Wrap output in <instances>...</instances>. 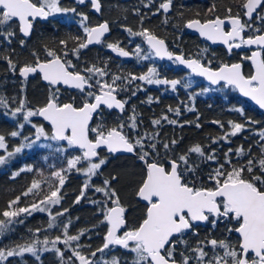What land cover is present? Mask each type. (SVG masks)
<instances>
[{"label": "snow or ice", "instance_id": "obj_1", "mask_svg": "<svg viewBox=\"0 0 264 264\" xmlns=\"http://www.w3.org/2000/svg\"><path fill=\"white\" fill-rule=\"evenodd\" d=\"M154 2L147 0L143 6L151 8ZM74 3H90L96 13L102 12L101 0H74ZM173 6V0H161L152 15L165 14L162 23L168 24L167 14ZM133 12L139 17V30L132 27L124 30L129 37H141L147 49L136 44L127 50L116 42L106 45L111 52L119 57H134L137 62L167 59L209 85L200 92L190 93L189 103L181 101L175 108L169 105L166 112L151 119L152 130L143 132L140 131L143 121L139 120L135 106L127 120L123 119L131 97L144 91L145 85H164L176 92L178 86L191 88V82L162 77L155 64L139 74L111 73L107 62L81 66L78 62L82 51L103 43L109 33L107 20L92 25L88 14L77 7H65L62 0H0V41L11 48V53L0 55V60L9 72L19 76L21 93L30 76L38 74L47 85L45 98L38 106L32 105L26 95L19 100L0 96V106L8 109L6 114L16 122V130L7 136L21 137L23 141L9 151L6 135L0 134V150L5 153L0 155V165L41 140L62 145L56 149L59 153H75L66 158V168L53 171L49 179H33L20 196L11 199L7 208L0 211L3 217L0 241L13 230V223H23L18 217L35 212L49 216L47 228L29 229L28 240L0 246V264H12L11 258L16 257L21 258L19 264H28L26 255L43 264L41 256L49 252L54 254L57 264H264V128L253 133L258 139L247 147H229L222 156L218 148L212 147L221 141L230 143L231 137L259 121L247 117L244 107L233 105L229 110L239 114L243 122L229 120L225 130L223 122L213 120L211 123L223 132L209 136L208 145L195 143L178 150L182 137L166 138L160 134L164 124L201 128L199 115L195 121L178 118L184 112H196L193 103L196 96L209 92L230 89L264 110V0H228L220 7L212 3L206 10H198L184 19V28L194 30L213 45H223L228 56L234 50H247L237 62L219 60L214 54L209 58L207 47L194 55L176 54L169 50L164 38L143 26L145 16L139 8ZM178 15L184 18V12ZM72 17L78 18L83 36L60 39L55 46L45 44L43 56L33 50L30 60L14 58L13 43L26 48L38 21L47 24L50 18H60L76 23ZM125 92L130 93L128 98L121 97ZM158 102V98L147 97L148 104ZM113 110L119 116L108 123L105 111L111 114ZM26 125L34 130L31 136L23 135ZM118 154L133 157L127 173L128 187L140 211L131 219L130 202L117 187L121 174L105 175L104 171ZM201 164L208 166L206 173ZM33 171L31 166L20 167L12 173V178ZM72 171L83 177L74 204L87 201L93 205L96 219V223L74 234L69 231L73 225L71 218L57 223L58 217H64L68 209L55 213L51 210L62 203V189ZM97 178H102L99 183ZM43 184L48 186L43 197L21 207V198L40 196ZM89 193L98 198H90ZM202 224H211L213 229L222 226L223 232L220 236L210 234L200 239L198 227ZM101 226L104 231L98 246L82 243V238L90 241L91 234L100 236L96 229ZM54 228H61L60 234L40 238L41 232ZM189 237L195 239L190 241ZM117 250L119 255L114 254Z\"/></svg>", "mask_w": 264, "mask_h": 264}, {"label": "trees", "instance_id": "obj_2", "mask_svg": "<svg viewBox=\"0 0 264 264\" xmlns=\"http://www.w3.org/2000/svg\"><path fill=\"white\" fill-rule=\"evenodd\" d=\"M68 7H77V10L88 14L89 23L94 25L100 20H107L109 22L110 31L105 36L104 41L100 45H91L87 49L82 51L81 60L78 62L81 66L84 64L96 63L97 65H103L107 62L108 68L111 73H134L139 74L146 71L148 66L152 63L158 66L161 72V76L165 77L168 72H174L175 69L178 70L177 66L173 65L170 61H159L156 58L151 61L137 62L135 58L130 61H124L115 57L110 51L107 50L106 45L108 43L119 42L121 47L127 50H132L136 44H140L142 47L147 49L141 37H129L127 32L124 30L125 27H132L134 30H139L140 20L137 17L133 9L139 8L141 14L145 16L143 26L155 32L161 38H164L168 47L173 52L181 53L183 52L185 56L194 55L199 49L207 47L209 49L208 57L212 58L213 54L219 60H224L227 62L238 61L241 54H246L245 49L240 51L234 50L232 56L226 54V50L221 47H213L208 45L205 41H202L197 35L189 32L183 27L184 19L194 16L195 12L198 10H206L208 6L212 3H216L218 7L223 6L228 3V0H173V10L167 14L169 17V23L164 24L162 21L165 18V14L158 13L152 15L155 12L156 7H158L161 0H155L151 8H145L144 3L147 0H101L102 12L100 16H96L91 13L89 5H76L74 0H64ZM184 12V18L182 19L178 13ZM58 20L60 22H58ZM73 21H77L76 17L71 18ZM173 25H176L174 27ZM83 36L82 30L78 27V21L76 23L70 22L69 20H63L60 18L52 19L45 24L44 22H37L35 30L32 37L28 42V49L36 50L43 56V46L45 44L49 46H55L60 39H69L73 36ZM33 38V39H32ZM72 41L70 40L69 46L71 47ZM3 46H0V49ZM24 50L16 47L15 54L19 55ZM32 51L28 50L31 57ZM30 60V59H29ZM74 63L77 62L73 58ZM170 63L172 66L169 70H166V64ZM215 63V61H214ZM172 70V71H171ZM245 70L247 71V65H245ZM179 71V70H178ZM182 72H187L182 70ZM188 73V72H187ZM196 80L197 85L191 88L185 89L182 86H178L176 92H173L168 86H156V85H145V90L137 93L136 96L131 97L129 104L127 105V111L123 114V119L127 120V117L131 115L132 106H135L136 113L138 114L139 120L143 123L140 126V131L152 130L150 121L152 118L159 117L162 113L167 111V107L170 105L175 108L181 101L189 103L188 97L190 93L200 92L204 87L209 85L198 77L191 76ZM139 82H137L138 84ZM215 87V86H213ZM7 88V87H5ZM21 87H17L13 94H18ZM9 94L12 92L9 90ZM27 99L31 101L32 105L38 106L41 103L47 93V85L40 81L39 76L36 81L31 85L27 86L24 91ZM75 94V92H73ZM130 93H121L122 98H128ZM152 96L154 99L158 98V103L148 104L146 103L147 97ZM239 102V103H238ZM194 106L196 112H184L182 116L178 119L180 121L191 120L195 121L197 115H199V123L202 125L201 128H196L194 125H185L183 128L179 126L167 125L160 129V134L162 137L166 138H181L178 150H184L188 146L195 143H202L208 145L210 143L209 136H219L222 134L223 130L219 128L218 125L211 123L213 120H219L225 124V130L227 129V122L229 120H234L238 122H243V118L229 109L235 105L239 107H244L245 115L253 120L259 121L258 124L251 126L250 129L238 134L235 137H231V142L227 143L221 141L219 145H212L213 148H218L219 154L222 156L224 151H227L229 147L235 149L239 145L248 146L252 143L254 139L253 133L261 128H264V111L260 110L253 104L249 103L245 98L240 97L238 93L232 92L230 89H225L224 92H209L203 95L196 96L194 100ZM8 110L3 106H0V134H5L8 145L10 147L16 146V141L20 139V143L23 142L21 137L12 138L7 136V134L13 130H16V122L9 117L6 113ZM171 118H176L171 116ZM119 116L118 113L114 111L109 114L105 111L106 121L108 123L113 122ZM34 130L30 125H26L23 130V135L31 136ZM39 145H51V147H40ZM62 145L57 144L55 141L41 140L37 145H34L31 149H25L22 153L16 154L12 157L8 163L0 167V211L5 210L4 204L8 205L11 199L16 196H20L23 191L30 186L33 179H49L53 171L59 170L61 168H66V158L72 153H59L56 151L57 147ZM255 151V148L253 149ZM133 163V157L131 155H120L117 158H113L110 163L105 168V175L108 172L120 173L121 182L117 187L122 190V195L125 200L130 202L129 215L130 219L134 218L139 214L140 207L137 201L132 197L131 190L127 186L130 177L127 173L130 171L129 165ZM31 166L33 172H23L20 176L12 178V173L19 170L20 167ZM110 169V170H109ZM201 169L206 173L208 166L201 164ZM42 174V175H41ZM102 178H97L99 181ZM83 182V177L79 176L75 171L68 173L64 188L62 193H64V199L60 205L55 206L52 211L55 212L56 209L67 208L68 212L64 217H58L57 221L60 224L61 221H67L68 218L73 220V225L70 227V233H75L81 228L90 227L92 224L96 223L95 219V207L89 204L87 201H81L80 204H74L75 197L79 194L80 186ZM16 188V190H15ZM15 191L17 192L15 195ZM48 191L47 184L42 185V191L40 196H29L22 197L20 206L30 205L33 201H38L43 197V194ZM90 198H98L92 193H89ZM2 209V210H1ZM79 217L77 220L76 218ZM3 218V217H0ZM23 220V223H13L11 232L7 234L5 238L0 241V246H11L15 243H23L31 237L29 229L35 230L37 228L45 229L47 228V223L49 221V216L47 213L35 212L31 216L22 215L18 217L17 220ZM209 224H204L198 227L200 233V239L205 236H220L222 232L214 234L207 230ZM61 228L49 229L47 233L41 232L40 238L43 239L44 235H48L50 238L55 235L60 234ZM74 230V231H73ZM100 232V236L91 234V240L87 238H82V243H91L92 247L95 248L101 242V237L103 234V226L96 229ZM194 237H189V240H194ZM114 254L119 255L117 250ZM12 264H19L16 258H11ZM28 264H36L34 258L25 257ZM43 264H57L56 258L53 253H44L41 256ZM39 264V263H38Z\"/></svg>", "mask_w": 264, "mask_h": 264}, {"label": "flooded vegetation", "instance_id": "obj_3", "mask_svg": "<svg viewBox=\"0 0 264 264\" xmlns=\"http://www.w3.org/2000/svg\"><path fill=\"white\" fill-rule=\"evenodd\" d=\"M0 46H3V48L0 49V55H9L11 53V48H9L7 45H5L2 41H0ZM16 47H19V46L14 42L13 45H12V48H16ZM217 47H221V46H217ZM221 48L225 49L224 47H221ZM23 50L24 51L21 54H19V55L15 54V57L14 58L15 59H18L20 61H24L26 59L27 60L31 59V57L29 55V52H28V50L32 51L31 48L28 49V47H26ZM179 71H182V69H179ZM38 76H39L38 74L36 76H30L29 79H28V82H27L26 87L29 86V85H31L32 83H34L36 81V79H37ZM40 81L43 84L46 85V83L43 82L41 79H40ZM9 83H14L16 86H18V88L21 87V82H20L19 76L18 75H13L11 72H9L8 69H7V66H6L5 62L2 61V60H0V86L3 87V88H5V86L9 85ZM114 112L117 113L116 111H114ZM118 156H120V155H118ZM1 166L2 165H0V167ZM0 181H3V179L2 180L0 179ZM15 190H16V188H15ZM16 193L17 192L15 191L14 195ZM3 207L6 208L7 205L4 204ZM203 225L204 224H202L201 227H199V228H203L202 227ZM207 230L208 231L210 230L209 232H212L214 234H218L220 232H223V227L222 226H218L216 229H213L212 228V225L209 224V226L207 227Z\"/></svg>", "mask_w": 264, "mask_h": 264}, {"label": "rangeland", "instance_id": "obj_4", "mask_svg": "<svg viewBox=\"0 0 264 264\" xmlns=\"http://www.w3.org/2000/svg\"><path fill=\"white\" fill-rule=\"evenodd\" d=\"M62 2H63V5L65 6V7H68L67 6V3L68 2H66V1H64V0H62ZM78 11H80V10H78ZM72 18H74V17H72ZM63 20H68V19H63ZM76 20L78 21V18L76 17ZM209 53V52H208ZM152 64H154V63H152ZM151 64V65H152ZM155 66H157L156 64H155ZM166 70H169L170 69V67L172 66L170 63H167L166 65ZM158 67V66H157ZM179 70V69H178ZM177 69H175L174 70V72H168V74L167 75H165V77L166 78H168V79H181V78H183V80H184V82H191V85L194 87L195 85H197V83H199V81L198 82H196V80L195 79H193L191 76H189L188 75V73L187 72H182V71H178ZM172 71V70H171ZM163 86V85H162ZM5 87H7V88H3V87H1L0 86V96H3V97H8L10 100H11V98L12 97H15L17 100H19L20 98H22L23 96H25V93H21V91L18 93V94H13L14 93V89L15 88H17L18 86H16L14 83H9V85H7V86H5ZM196 87V86H195ZM11 91L12 92V94H9L8 93V91ZM15 105H13V107H14ZM6 110H8V109H6ZM9 116V115H8ZM10 117V116H9ZM20 144V139L18 138V140L16 141V146H18ZM16 146H14V147H16ZM14 147H10L9 146V151H11V150H13L14 149ZM5 153L2 151V150H0V155H4ZM110 170V169H109ZM96 182L97 183H99V181L98 180H96ZM129 183V182H128ZM128 183H127V186H128ZM54 208V207H53ZM52 208V209H53ZM51 209V210H52ZM61 210V208H58V209H56V211L55 212H57V211H60ZM53 212V211H52ZM55 212H53V213H55ZM64 222H66V221H64ZM57 223H58V221H57ZM61 227H62V225H61ZM74 231V230H73ZM26 257V256H25ZM28 257V256H27ZM20 259L21 258H19V257H16V260H18V262H20ZM25 259V258H24ZM25 260H27V259H25ZM39 262H36V264H38Z\"/></svg>", "mask_w": 264, "mask_h": 264}, {"label": "water", "instance_id": "obj_5", "mask_svg": "<svg viewBox=\"0 0 264 264\" xmlns=\"http://www.w3.org/2000/svg\"><path fill=\"white\" fill-rule=\"evenodd\" d=\"M88 4H90V3H88ZM90 10H91V12L93 13V14H95V15H97V16H99L100 15V13H96L92 8H91V4H90ZM104 20H102V21H100V22H103ZM99 22V23H100ZM189 32H191V33H193V34H195V35H197L198 37H199V35H198V33H196L194 30H190V29H187ZM107 35V34H106ZM105 35V36H106ZM200 39H202L203 40V38H201V37H199ZM104 39V38H103ZM207 42V41H206ZM208 44H210L211 46H221V47H224L223 45H220V44H216V45H213V44H211L210 42H207ZM93 45H98V44H93ZM146 45V44H145ZM91 46V45H90ZM147 46V45H146ZM225 48V47H224ZM108 49V48H107ZM170 50V49H169ZM108 51H110L111 52V50H109L108 49ZM171 51V50H170ZM173 52V51H172ZM115 57H117V58H119V59H122V60H124V61H130V60H132V58H124V57H119L117 54H115V53H113V52H111ZM174 53H176V52H174ZM176 54H180V53H176ZM158 59V58H157ZM159 60V59H158ZM160 61H168L167 59H165V60H160ZM237 62V61H236ZM181 69H184L183 68V66H179ZM184 70H187V69H184ZM188 71V70H187ZM199 78H201V77H199ZM203 79V78H202ZM204 80V79H203ZM206 81V80H205ZM207 82V81H206ZM208 83V82H207ZM246 100H247V98H245ZM248 102H250L251 104H253L254 106H256L255 104H254V102H252V101H249V100H247ZM257 108H258V106H256ZM114 111H116V110H114ZM262 111H264V110H262ZM117 112V111H116ZM118 113V112H117ZM118 155H121V154H118ZM123 155H129V154H123Z\"/></svg>", "mask_w": 264, "mask_h": 264}]
</instances>
